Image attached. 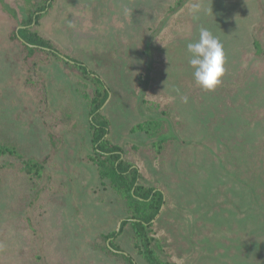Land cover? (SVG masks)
<instances>
[{
    "label": "rangeland",
    "instance_id": "rangeland-1",
    "mask_svg": "<svg viewBox=\"0 0 264 264\" xmlns=\"http://www.w3.org/2000/svg\"><path fill=\"white\" fill-rule=\"evenodd\" d=\"M45 4L0 1V144L21 153L0 156V264H150L132 222L107 237L136 209L101 173L96 86L75 64L108 93L106 139L164 193L148 228L156 257L264 264V0H54L29 26L51 48L33 52L18 32ZM201 27L226 55L214 91L188 63ZM148 121L166 134L137 130Z\"/></svg>",
    "mask_w": 264,
    "mask_h": 264
},
{
    "label": "trees",
    "instance_id": "trees-1",
    "mask_svg": "<svg viewBox=\"0 0 264 264\" xmlns=\"http://www.w3.org/2000/svg\"><path fill=\"white\" fill-rule=\"evenodd\" d=\"M1 4H3V0H0ZM46 4L37 9L36 16L34 17L33 14H30V18L26 21V28L20 29L19 39L23 41V43L27 47H31L32 51L36 50H48V48H51L50 43L45 41L43 38L38 36L37 34L30 31L29 26H31L33 23H38L40 18L42 17L38 13L43 12L47 10L50 6L52 7V4L54 3V0H45ZM257 52H262V47L260 43L256 44ZM76 66L81 68V72L84 73L85 76L91 78L95 83V92L93 96L86 97L89 99L90 103V116L93 117L92 119V129L94 130L93 134V142L96 145V151L98 156H102L104 158V164L103 169L101 170V173L103 175L109 176L113 182V186L120 190L121 194L124 198H129L128 204L132 205L136 214L132 215V219H127L122 222L120 231L119 232H113L110 235H108V239H114L118 237L123 231V229L126 227L127 224L132 222V226L135 229L136 236L141 241L143 245V253L145 258L150 264H174V263H168L160 261L154 252L151 249V243L152 240L149 236V230L148 228H152L154 220L157 218V216L160 214L162 207L165 204V196L162 191L152 189V188H144L143 186L138 184V180L140 178V173L137 168H135L133 165L127 164L122 160L123 157V149L119 146H114L112 143H110L106 136L108 135V121L105 119V117L101 113L102 107L105 105L107 99H108V93H104L105 90L102 86L101 81L99 78L92 76L91 74H87V70L82 65ZM103 90V93L100 92V90ZM157 122V121H155ZM153 121L144 122L141 125L143 128L138 127V131H143L145 134L148 135V133L145 131V128H148ZM167 127L162 124H156L154 126V129L150 131L151 137L154 136H164L166 134ZM149 131V130H147ZM2 155H8V156H15L18 155L21 159V153L18 150L17 146L14 145H3L0 144V156ZM23 163H25V166H27L26 170L29 172H35L36 174H40L43 170V164L38 162L36 159H30V160H23ZM136 186L135 191L133 192L134 186ZM112 247V246H111ZM113 251V250H112ZM115 252V251H113ZM125 258H127V262L129 264H134L133 260L130 257H126V255H123Z\"/></svg>",
    "mask_w": 264,
    "mask_h": 264
},
{
    "label": "clouds",
    "instance_id": "clouds-1",
    "mask_svg": "<svg viewBox=\"0 0 264 264\" xmlns=\"http://www.w3.org/2000/svg\"><path fill=\"white\" fill-rule=\"evenodd\" d=\"M191 11L193 18L198 19L200 6L193 5ZM186 48L190 54L188 63L194 69L195 83L205 91H214L225 74L226 55L223 44L210 30L201 27L198 40L187 43ZM182 99L187 103V96Z\"/></svg>",
    "mask_w": 264,
    "mask_h": 264
},
{
    "label": "water",
    "instance_id": "water-1",
    "mask_svg": "<svg viewBox=\"0 0 264 264\" xmlns=\"http://www.w3.org/2000/svg\"><path fill=\"white\" fill-rule=\"evenodd\" d=\"M137 185H138V184H136V185L134 186V188H133V192L135 191Z\"/></svg>",
    "mask_w": 264,
    "mask_h": 264
},
{
    "label": "flooded vegetation",
    "instance_id": "flooded-vegetation-1",
    "mask_svg": "<svg viewBox=\"0 0 264 264\" xmlns=\"http://www.w3.org/2000/svg\"><path fill=\"white\" fill-rule=\"evenodd\" d=\"M26 28V27H25ZM25 28H21V29H25Z\"/></svg>",
    "mask_w": 264,
    "mask_h": 264
}]
</instances>
